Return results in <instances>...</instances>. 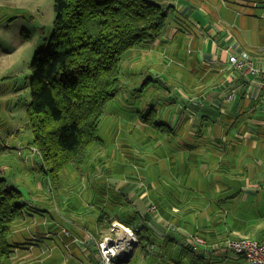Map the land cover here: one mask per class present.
I'll return each instance as SVG.
<instances>
[{"label":"crops","instance_id":"1","mask_svg":"<svg viewBox=\"0 0 264 264\" xmlns=\"http://www.w3.org/2000/svg\"><path fill=\"white\" fill-rule=\"evenodd\" d=\"M153 1L170 8L168 23L126 53V89L84 164H68L53 183L25 122L4 142L0 172L27 201L11 235L13 264H102L97 241L113 221L153 241L116 264H245L191 249L188 236L264 241V0ZM188 103L195 117L184 125ZM14 106L0 93V130L11 128ZM150 107L169 132L144 123Z\"/></svg>","mask_w":264,"mask_h":264},{"label":"trees","instance_id":"2","mask_svg":"<svg viewBox=\"0 0 264 264\" xmlns=\"http://www.w3.org/2000/svg\"><path fill=\"white\" fill-rule=\"evenodd\" d=\"M54 8L50 41L30 63L31 102L23 128L32 134L45 176L56 183L68 164H84L100 140L109 104L126 89V53L162 35L170 8L153 0H55ZM141 119L155 130H170L155 107ZM26 205L23 192L0 172V264H13L11 235ZM135 231L139 244L153 243L149 230Z\"/></svg>","mask_w":264,"mask_h":264},{"label":"rangeland","instance_id":"3","mask_svg":"<svg viewBox=\"0 0 264 264\" xmlns=\"http://www.w3.org/2000/svg\"><path fill=\"white\" fill-rule=\"evenodd\" d=\"M54 3L55 0H0V93H7L8 100L12 98L15 105L10 107L15 110V118L10 119L13 120L11 128L0 130L1 154L6 149L4 142L10 140L7 137L18 130L24 132L21 126L26 122L31 102L30 63L50 41L54 30ZM193 117V108L188 103L182 117L184 125ZM115 222L119 221L113 224ZM225 253L228 257L233 255Z\"/></svg>","mask_w":264,"mask_h":264},{"label":"built area","instance_id":"4","mask_svg":"<svg viewBox=\"0 0 264 264\" xmlns=\"http://www.w3.org/2000/svg\"><path fill=\"white\" fill-rule=\"evenodd\" d=\"M245 56L248 57V54L245 53ZM230 60L237 67H244V61L239 60L236 55L232 54ZM232 95L233 93L230 97ZM230 97L227 95V98ZM155 208V205H151L152 210H155ZM138 245L137 232L130 226L115 222L112 224L110 232L97 241L100 261L102 264H114L119 260H126ZM187 245L198 251L211 247L213 252L216 253L221 251L234 253L241 256L245 264H264V241H258L249 236H241L239 238L228 236L209 245L200 235L190 234Z\"/></svg>","mask_w":264,"mask_h":264},{"label":"water","instance_id":"5","mask_svg":"<svg viewBox=\"0 0 264 264\" xmlns=\"http://www.w3.org/2000/svg\"><path fill=\"white\" fill-rule=\"evenodd\" d=\"M132 254H133V253H131V254L129 255L128 259H130V258L132 257ZM124 261H126V260H124Z\"/></svg>","mask_w":264,"mask_h":264}]
</instances>
